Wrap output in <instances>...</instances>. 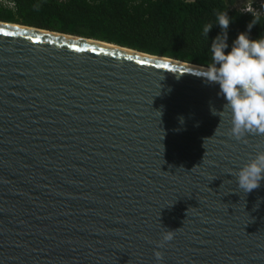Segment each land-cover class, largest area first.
I'll return each mask as SVG.
<instances>
[{
	"label": "water",
	"instance_id": "95a60500",
	"mask_svg": "<svg viewBox=\"0 0 264 264\" xmlns=\"http://www.w3.org/2000/svg\"><path fill=\"white\" fill-rule=\"evenodd\" d=\"M206 68L0 22V264H264V135Z\"/></svg>",
	"mask_w": 264,
	"mask_h": 264
},
{
	"label": "trees",
	"instance_id": "16d2710c",
	"mask_svg": "<svg viewBox=\"0 0 264 264\" xmlns=\"http://www.w3.org/2000/svg\"><path fill=\"white\" fill-rule=\"evenodd\" d=\"M237 0H0V22L79 36L117 45L152 56L207 67L211 38L203 26L215 25L217 11L233 19L228 29L231 45L252 20L251 14L233 9ZM257 7L264 0H252ZM264 16V13L262 14ZM264 35V18L251 38Z\"/></svg>",
	"mask_w": 264,
	"mask_h": 264
},
{
	"label": "clouds",
	"instance_id": "9594fccd",
	"mask_svg": "<svg viewBox=\"0 0 264 264\" xmlns=\"http://www.w3.org/2000/svg\"><path fill=\"white\" fill-rule=\"evenodd\" d=\"M249 11L252 20L244 31L236 35L231 45L228 42V29L234 21L226 10L217 11L215 25L211 22L205 24L201 33L207 40L214 26L221 30L211 38V63L203 77L206 82L219 85L217 95L225 103L222 111L213 108L212 114L218 115L220 122L225 115L228 116L231 135L237 141H242L249 133L264 135V35L251 38L252 29L264 16L259 11ZM235 179L237 186L245 193L258 188L261 181H264V151L257 152L254 158L245 163L235 173ZM180 229H166L159 247L173 241L175 233ZM154 255L157 261L163 259L159 251Z\"/></svg>",
	"mask_w": 264,
	"mask_h": 264
},
{
	"label": "built area",
	"instance_id": "2783aa9c",
	"mask_svg": "<svg viewBox=\"0 0 264 264\" xmlns=\"http://www.w3.org/2000/svg\"><path fill=\"white\" fill-rule=\"evenodd\" d=\"M249 9H251L253 11H259L261 14H263L264 13V3L261 2V4H259L257 7L249 5V6L242 8V9H239V10L244 14H251L252 15V13L249 11Z\"/></svg>",
	"mask_w": 264,
	"mask_h": 264
},
{
	"label": "rangeland",
	"instance_id": "374dc122",
	"mask_svg": "<svg viewBox=\"0 0 264 264\" xmlns=\"http://www.w3.org/2000/svg\"><path fill=\"white\" fill-rule=\"evenodd\" d=\"M252 4H253L252 0H237L233 6V9L239 10Z\"/></svg>",
	"mask_w": 264,
	"mask_h": 264
}]
</instances>
